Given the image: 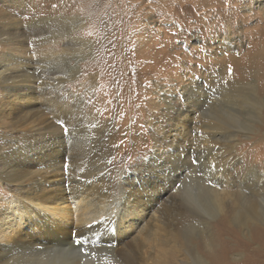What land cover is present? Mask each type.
Returning <instances> with one entry per match:
<instances>
[{
    "label": "rangeland",
    "instance_id": "1",
    "mask_svg": "<svg viewBox=\"0 0 264 264\" xmlns=\"http://www.w3.org/2000/svg\"><path fill=\"white\" fill-rule=\"evenodd\" d=\"M54 1L0 0V26L10 20L27 24L29 19L26 18L33 13L32 9L35 15L42 17ZM191 1L167 0L169 6L167 4L162 13L152 8L139 13L138 5L130 6L128 0H124L126 15L119 21L125 23L129 19L124 18L133 17L135 22L143 23L142 31L121 37L123 47L103 45L100 51L96 46L101 45L98 34L87 31L92 26L90 16L75 9L72 14L85 24L75 32L60 27L41 28L35 32L23 30L18 38L10 31L8 39L3 38L0 43V73L22 65L34 68L33 80L28 83L33 87L31 101L40 106L44 116H51L56 122L52 128L34 135L13 134L21 117L9 118L10 107L28 99V91H19L6 99L0 94V126L7 127L0 128L6 135L0 140L1 145H11L17 140L65 141L71 138L79 139L78 142L92 149L99 144L97 127L106 131V147L100 150L109 156L107 174L97 184L102 188L98 189L99 193L102 190V195L111 201L101 206L99 198H90L94 200L90 203L88 199L70 195L60 206L67 219L62 222L56 217L55 221L73 234L82 220L90 216L113 219L115 224L109 231V243L115 244L116 236L120 237L121 247L131 248L139 264H214L212 257L222 242L231 241L226 233L222 242L218 241L216 225L223 212L234 204L235 195L242 194L240 182L246 177L243 171L254 169L264 174V161L259 159L264 157V116L259 117L258 106L248 105L245 100L246 84L257 78L264 67V33L259 31L264 14L260 11L262 8H258L264 5V0H252L257 15L250 20L241 17L250 12L246 6L239 7L235 14V10L228 9L219 16L211 13L212 10L205 12L203 5L207 0ZM226 18L237 21L238 27L228 24L225 28L219 27L220 20L226 21ZM73 36L84 37L96 43L95 47L71 43ZM66 43L70 44L68 52ZM157 57L160 62L156 63ZM199 86L203 93L204 90L216 91V104H209L202 94L199 104L191 107L187 90L200 94ZM217 119L232 127L221 139L213 138L215 132L203 128ZM203 136L208 141L205 146L211 145L215 150L209 155L199 152L197 158L189 157L187 163L176 159L168 166L171 168L169 176L183 171L186 177L173 184L165 174L156 179L153 189L154 175L165 167H152L154 156L166 160L167 155L176 153L172 148L179 139H185L186 148L194 147L195 139ZM209 170L218 172L216 178L220 183L211 178ZM87 177L82 176V183L87 184ZM132 181L137 186L136 192L141 188L147 190L144 197L155 195L160 200L159 195L165 193V198L171 202L165 209L167 225H158L150 217L130 215L131 204L124 200ZM16 197L15 188L4 190L0 186V232L14 222L25 233L45 235L44 218L55 217L49 214L42 220L29 215L30 208L26 209ZM213 200L219 205V211L214 209ZM259 204L264 211V201ZM20 214L24 217L19 221ZM257 223L264 225V216L256 220ZM230 227L252 248L258 247L250 232L244 229L239 232L241 224L231 221ZM249 227L252 229L253 225L249 223ZM78 239L86 241L84 237ZM84 244L87 242L79 244L81 248L70 254L73 264H84L86 258L90 260L92 256L110 259L109 251L89 252L88 248H82ZM261 258L264 259V254L256 260H247L249 264H256ZM244 259L245 254L238 251L230 256L229 263L240 264Z\"/></svg>",
    "mask_w": 264,
    "mask_h": 264
},
{
    "label": "bare ground",
    "instance_id": "2",
    "mask_svg": "<svg viewBox=\"0 0 264 264\" xmlns=\"http://www.w3.org/2000/svg\"><path fill=\"white\" fill-rule=\"evenodd\" d=\"M45 1L46 0H42V2ZM47 1L51 2L53 0ZM193 1L191 2L193 3ZM207 1V3L203 5L205 12L212 10L211 13L219 15V13L229 9L231 11L235 10V14L239 7L246 6L250 12L243 16L241 15L242 20H250L257 15L254 8L255 6L253 7L252 5V0ZM128 2L130 6L138 5L140 8L138 11L139 13L147 8H152L162 13L167 8V4L169 6L167 0H150V3H146L145 0H128ZM54 3V5H51L52 8L47 11V14L42 17L35 15L32 9L31 12L33 13L28 14L26 18L29 19L27 24H21L19 20H17V22H11L10 20L3 23L0 26V43L3 42V38L8 39L9 34L7 32L10 31L14 32L18 38L24 31L35 32L41 28L60 27L75 32L76 29L82 28L85 24L83 19L72 14V10L74 9L77 10L78 13L90 16L89 22L92 26L90 29H87V31H94L98 34L97 39H100L99 42H101V45L95 44L100 51H103V45L123 47L120 41L122 36H129L135 31H140L142 29L143 22L139 21L137 23L134 21L133 17L124 18L127 20L129 19V21L125 23L119 21V19H123V16L126 15L124 9L127 8V4H124V0H55ZM181 3L183 2L181 1ZM258 8H262L259 10H263L264 14V5ZM223 21V19L220 20L218 24L219 27L222 26L225 28L227 24L229 27H231V25L234 27L238 25V22L234 20L228 19L224 21V23ZM107 22L109 23L108 27L105 26ZM260 26L261 28L259 31L264 33V16L260 19ZM70 42L83 47H95L92 41H87L81 36L71 37ZM66 45H68L67 47L65 46L66 52H68L70 51V44L66 43ZM204 46H202L203 49ZM158 57H160V55ZM158 57L155 59L156 63L160 62ZM33 69L34 68L22 65L12 69L10 67L0 73V94H2L5 99L8 98V95H16L19 91H28V99L21 100L20 102L22 103L19 104L17 102V104L12 106L10 102H8L9 106H12L10 107L9 118L16 120V117H21L20 122H16V130L12 131L13 134L19 133L18 135L20 136L26 134L34 135L38 132L50 129L56 124L55 120H52L54 119L53 117L44 116L40 106L31 101L30 96L34 93L32 91L33 87L28 83H31L33 80ZM39 70L41 71V69ZM256 77L257 78H254L246 84L248 93L245 100L248 105L253 104L258 106L257 115L261 117L264 116V111L262 112L264 106V67H262L260 73ZM199 87L200 94L189 91V89L187 90L190 94L188 102L191 107L199 104L202 94L206 97H204L205 99L209 100V104H216L214 100L216 91L214 89L208 90V92L204 90L203 93V88L201 86ZM185 94L186 93H184V95ZM204 126L203 128L215 132L213 138L218 137L219 139L226 136L228 132H230V128H232L229 126V123H224L219 119L211 120ZM0 128L7 129L4 124H2ZM19 128L21 130H19ZM97 128L98 135L100 136L98 139L99 144L92 149L78 142L79 139L71 140V138L65 141H59V139L52 140L51 138L29 140L26 142L17 140L11 145L5 146H2L0 142V186L3 187L4 190L15 188L17 192L16 198H18L20 203L25 205L26 209L30 208V212L26 210L29 212V215H34V217L36 215L41 219L44 216L47 217L49 214L55 217L54 219L49 217L46 219L44 218L43 224L47 226L45 228V235L42 236L32 235V233L29 232L25 233L24 230H20V228L18 229L16 227L18 223L15 224L12 222L7 225L6 230L3 229L2 232H0V264H73L70 254H72L76 248H81L79 244L76 243V240L80 237H84L87 241V244H84L82 248H88L89 252L92 250L95 252L109 251L107 256L110 255V259H102L100 256H92L90 260L86 258L84 264H139L131 248L121 247L123 240L120 239V237L116 236L115 244L111 245L109 243V231L111 227L114 228L115 224L113 219L109 217L100 219L96 216H90L82 220V224L74 229V232H72L73 234H69L68 229L55 221L56 217L62 222L67 219L66 214L61 212L62 209L60 206L64 205L71 198L70 195L72 197H82L84 200L88 199L90 203H93L94 200L99 198L101 199V206L111 201L108 197L102 195V190L101 193L98 191L99 188H102L101 185L98 186L97 182H102L107 174L109 156L102 153L100 150L106 147L104 145L106 144L105 137L107 132L100 126ZM5 137L6 135L0 132V140ZM110 138H112V136ZM185 142V139H179L177 146L172 148V150L175 149L176 153H170L169 156L167 155L166 160H162L157 155L154 156L156 160L152 163V167L158 165L165 167L159 168L154 175L153 189L156 187V179L161 178L160 176L165 174L168 176V181L173 184H177L181 178L186 177L183 175V171H179V173H170L169 176L171 168L168 166H171L176 159L178 161H186L187 163L189 157L195 159L199 152L208 153L209 155L210 152L215 150L211 145L205 146V143L208 141L204 140V136L195 139L196 144L194 147L186 146L185 148ZM182 157L184 158L182 159ZM158 159H160V162H158ZM259 159L264 161V157H259ZM210 172L212 173L211 178L220 183L221 180L216 178L218 172ZM243 174H246V177L240 182L243 191L242 194L235 195L234 204L230 206L229 210L223 212L222 217L216 225L219 228L218 241L222 242L221 238L224 233L230 236L231 241L220 243L221 248H219L212 257L214 264H231L229 263L230 256L237 254L238 251L243 252L246 258L240 264H249L247 258L256 260L260 254H264V225L259 223L256 224V220L264 216V211L259 204V201H264V174L254 169L248 170V172L244 170ZM83 175H88L87 184L82 183ZM130 177L131 176L128 175V178ZM151 187L152 186L149 185V188ZM130 188L131 189L128 190L129 193L126 195L127 198L124 200V203L131 204L130 215L132 217H150V219H154L158 225H167L165 209L168 208V205H171V202L168 198H165V193L159 195L160 200H157L155 195L144 197V193L147 194V190L143 188L136 192L137 186L133 181L130 183ZM134 189L135 191H132ZM90 198H94V200L91 201L89 200ZM213 202L214 209L219 211V205L215 204V200H213ZM22 216L23 215L18 216L19 221L22 220ZM231 221L241 224V228L238 229L239 232L243 229L244 231H248V233L250 232L253 237V242L257 243L258 247L252 248L251 244L241 239L238 231L230 227ZM249 223L253 225L252 229L249 227ZM39 225H42V222H40ZM103 236L106 237L104 238ZM79 262L81 263V261ZM256 264H264V259L262 260L261 258Z\"/></svg>",
    "mask_w": 264,
    "mask_h": 264
},
{
    "label": "snow or ice",
    "instance_id": "3",
    "mask_svg": "<svg viewBox=\"0 0 264 264\" xmlns=\"http://www.w3.org/2000/svg\"><path fill=\"white\" fill-rule=\"evenodd\" d=\"M229 72H231V68L229 69ZM65 131H67L66 128H65ZM193 162L195 163L196 161H193ZM213 167H214V166H213ZM86 242H87V241H82V240H80V239H77V240H76V243H77V244H81V245H82L83 243H86Z\"/></svg>",
    "mask_w": 264,
    "mask_h": 264
}]
</instances>
